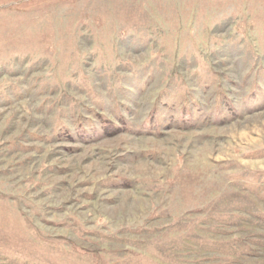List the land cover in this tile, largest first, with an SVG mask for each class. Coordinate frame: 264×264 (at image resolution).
<instances>
[{"label": "rangeland", "instance_id": "1", "mask_svg": "<svg viewBox=\"0 0 264 264\" xmlns=\"http://www.w3.org/2000/svg\"><path fill=\"white\" fill-rule=\"evenodd\" d=\"M0 264H264V0H0Z\"/></svg>", "mask_w": 264, "mask_h": 264}]
</instances>
